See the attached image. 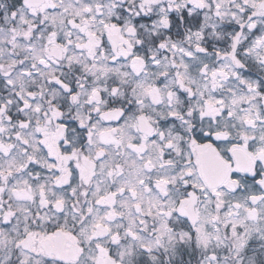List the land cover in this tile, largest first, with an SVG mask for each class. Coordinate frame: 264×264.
<instances>
[{
  "label": "snow or ice",
  "instance_id": "obj_1",
  "mask_svg": "<svg viewBox=\"0 0 264 264\" xmlns=\"http://www.w3.org/2000/svg\"><path fill=\"white\" fill-rule=\"evenodd\" d=\"M0 264H264V0H0Z\"/></svg>",
  "mask_w": 264,
  "mask_h": 264
}]
</instances>
